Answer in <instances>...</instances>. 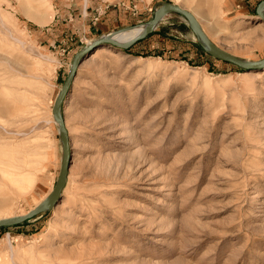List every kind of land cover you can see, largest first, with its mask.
I'll use <instances>...</instances> for the list:
<instances>
[{"label": "rangeland", "instance_id": "rangeland-1", "mask_svg": "<svg viewBox=\"0 0 264 264\" xmlns=\"http://www.w3.org/2000/svg\"><path fill=\"white\" fill-rule=\"evenodd\" d=\"M107 1L127 14L118 28L169 1L234 56L264 57L259 0ZM82 4L0 0V216L27 211L55 183L51 107L102 8ZM101 46L61 107L71 158L60 199L0 228L2 264H264V68L212 60L174 12L132 47L146 55ZM12 158L34 165L29 185L7 183Z\"/></svg>", "mask_w": 264, "mask_h": 264}, {"label": "water", "instance_id": "water-1", "mask_svg": "<svg viewBox=\"0 0 264 264\" xmlns=\"http://www.w3.org/2000/svg\"><path fill=\"white\" fill-rule=\"evenodd\" d=\"M264 0H259L255 5V13L260 17L264 22ZM152 16L143 23L133 24L131 26L120 27L114 32H109L101 34L100 36L91 40L89 44H85L82 48L78 49L72 56L70 67L66 73V76L57 91L52 107L51 112L53 115L54 121L57 123V129L60 139L61 146V155H60V165L58 174L55 180L54 185L48 194L35 206L27 210L23 214H16L8 217L0 218V227L3 226H12L29 220L47 210H50L58 202L61 196L62 189L66 183L68 168L70 165V145L67 128L65 126L64 118L61 112V107L65 98L66 93L71 87L72 81L76 75L77 67L79 66L82 58L91 50H94L98 45H109L116 46L121 49H127L132 46V44L140 39L145 38L151 33L158 22L166 16V14L174 12L182 16L188 23V26L191 28L193 34L196 37V42L212 57L229 62L235 66H239L243 70L249 69H263L264 68V57L257 59L255 61L246 60L240 57H236L230 52L226 51L224 48L215 44L206 34L203 27L200 26L198 20L194 14L175 3L166 1V3L161 4L153 10ZM135 25H142V30L137 34L133 35L128 39L121 40L115 36V33L122 32ZM114 33V34H112Z\"/></svg>", "mask_w": 264, "mask_h": 264}, {"label": "bare ground", "instance_id": "bare-ground-1", "mask_svg": "<svg viewBox=\"0 0 264 264\" xmlns=\"http://www.w3.org/2000/svg\"><path fill=\"white\" fill-rule=\"evenodd\" d=\"M185 8V7H184ZM263 8H264V6H263ZM191 11V10H190ZM193 14H194V16L196 17V14L193 12V11H191ZM257 17H259L258 15H257ZM196 19H197V17H196ZM142 25H135V26H133V27H131V29H127V30H124V31H122V32H117V33H115V36L116 37H118L119 39H121V40H124V39H128V38H130V37H132L133 35H135V34H137L139 31H141L142 30ZM114 31H116V30H114ZM113 31V32H114ZM112 34H114V33H112ZM91 42V41H90ZM90 42H88L87 44H89ZM96 48H103V46H101V45H98ZM137 57H140V56H137ZM50 113H51V116L53 117V115H52V112L50 111ZM56 122V121H55ZM22 152V151H21ZM41 152V151H40ZM25 153V152H24ZM29 153V152H28ZM37 153V152H36ZM20 154V153H19ZM22 154H23V152H22ZM21 156V155H20ZM16 157H17V155H16ZM22 157V156H21ZM10 158V157H9ZM18 158V157H17ZM31 158V157H30ZM30 158H28L29 160H31ZM35 158L36 157H33L32 158V161H33V159H34V161H35ZM13 159V158H12ZM19 160H21L22 158H18ZM17 159V160H18ZM38 159V158H37ZM26 160H27V158H26ZM25 159L24 160H22V163H20V165H16V163H17V161L15 162L14 161V159H13V161L15 162V164L14 163H12L11 161V163L9 162H7L8 164H7V166L5 165V164H3V166L5 165V169H2V175L4 174L5 176H6V180H7V183L8 184H11V185H14V184H12V183H21V181H25L28 185L31 183V181L33 180V178L32 177H34L32 174H31V172L33 171V173H34V169L32 170V171H29L30 169H27L26 168V166H27V161H26ZM7 161H9V160H7ZM20 162V161H19ZM36 163H38L37 162V160H36ZM31 163H29L28 165H30ZM35 164V163H34ZM31 165H33V164H31ZM34 166V165H33ZM28 167H31V166H28ZM0 168H3L2 166L0 167ZM17 168H20V170H18ZM17 171H16V170ZM1 170V169H0ZM26 174H31L32 175V177L31 178H29V179H24V178H22L23 176H25ZM3 175V176H4ZM4 176V177H5ZM27 176V175H26ZM29 176V175H28ZM21 179H19V178ZM18 178V179H17ZM34 181V180H33ZM23 183V182H22ZM33 183V182H32ZM24 185V184H23ZM33 185V184H32ZM7 186H9V185H7ZM17 187V189H18V187L20 188L19 190L21 191L22 189V184L19 186H16ZM29 187V186H28ZM32 187V186H31ZM25 189H28V188H25ZM23 192H24V189H23ZM26 192V191H25ZM20 193H22V191L20 192ZM48 193H46V195H47ZM45 194H44V197L46 196ZM44 197H42V198H40L39 200H37L36 201V203L33 205V206H35L36 204H38ZM0 200H4V199H0ZM32 206V207H33ZM32 207H30L29 209H31ZM28 209V210H29ZM26 212V211H25ZM25 212H22V213H19V214H23V213H25ZM16 215V214H15ZM8 216H12V214H10V215H2V216H0V218H3V217H8ZM0 264H2V258L0 257Z\"/></svg>", "mask_w": 264, "mask_h": 264}, {"label": "crops", "instance_id": "crops-1", "mask_svg": "<svg viewBox=\"0 0 264 264\" xmlns=\"http://www.w3.org/2000/svg\"><path fill=\"white\" fill-rule=\"evenodd\" d=\"M87 1H89V0H84L85 4H82V7H81V9H84L85 12H87V7H88ZM109 5L110 4L107 0H101L102 8L100 7V8H98L99 10H97L98 12L96 14V24L94 26H91L92 30H95V32H96L95 33L96 37L100 36L101 34L113 32L114 30L118 29V25H123V23H125V21H126L125 16H127V14H125V11H122L123 9H122L120 4L118 5V3L117 4L113 3L112 6H109ZM128 15H130L129 12H128ZM141 41L142 40L140 39V40L134 42L132 44V46L135 47V45ZM204 52L207 53L205 50H204ZM24 223H22V224H24Z\"/></svg>", "mask_w": 264, "mask_h": 264}, {"label": "trees", "instance_id": "trees-1", "mask_svg": "<svg viewBox=\"0 0 264 264\" xmlns=\"http://www.w3.org/2000/svg\"><path fill=\"white\" fill-rule=\"evenodd\" d=\"M153 32H155V30L152 31L151 33H149V35H151ZM149 35L146 36L145 38H148ZM143 39H144V38H143ZM143 39H141V40H143ZM132 47H133V46H132ZM132 47L127 48V49H124V51L127 52V53H134L135 55H146V54L144 53V51H140V50H137V51L133 52V51H132V50H133ZM200 51H201V52L203 51V53H205L204 50H203L202 48H200ZM205 54H206L208 57L212 58V60L220 61V60H218V59H216V58H214V57H211V56L208 55L207 53H205ZM221 61H222V60H221ZM225 62H226V61H225ZM25 221H27V220H25ZM25 221H24V222H25ZM24 222H22V223H24ZM22 223L16 224V225H14V226H18V225H20V224H22ZM6 227H8V226H3V227H0V228H6Z\"/></svg>", "mask_w": 264, "mask_h": 264}]
</instances>
